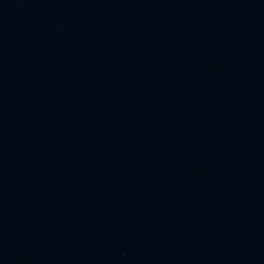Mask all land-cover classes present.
Listing matches in <instances>:
<instances>
[{
  "label": "water",
  "instance_id": "1",
  "mask_svg": "<svg viewBox=\"0 0 264 264\" xmlns=\"http://www.w3.org/2000/svg\"><path fill=\"white\" fill-rule=\"evenodd\" d=\"M0 264H264V0H0Z\"/></svg>",
  "mask_w": 264,
  "mask_h": 264
}]
</instances>
